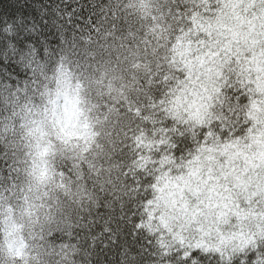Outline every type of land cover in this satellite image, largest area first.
Returning <instances> with one entry per match:
<instances>
[{
	"label": "snow or ice",
	"instance_id": "snow-or-ice-1",
	"mask_svg": "<svg viewBox=\"0 0 264 264\" xmlns=\"http://www.w3.org/2000/svg\"><path fill=\"white\" fill-rule=\"evenodd\" d=\"M95 14L91 0L0 8V74L19 90L13 58L55 55ZM169 16L155 94L130 109L82 240L93 264H264V0H177Z\"/></svg>",
	"mask_w": 264,
	"mask_h": 264
},
{
	"label": "trees",
	"instance_id": "trees-1",
	"mask_svg": "<svg viewBox=\"0 0 264 264\" xmlns=\"http://www.w3.org/2000/svg\"><path fill=\"white\" fill-rule=\"evenodd\" d=\"M177 0H91L95 23L59 38L53 56L32 64L13 58L24 77L19 90L14 78L0 74V208L23 202L30 189L27 160L14 147L24 107L40 103L41 90L63 74L81 83L89 101L91 125L104 135L103 144H92L84 133L68 136L79 156L56 167L57 186H70L59 210L32 237L19 242L0 237V264H93L83 240L85 219L95 214L111 196L116 163L130 109L142 107L155 94L165 30L171 25L169 9ZM44 0H0L12 11ZM17 22L19 18L17 17ZM89 118L82 127L88 129ZM47 151V149H45ZM80 233V236H77ZM43 253V259H38Z\"/></svg>",
	"mask_w": 264,
	"mask_h": 264
},
{
	"label": "clouds",
	"instance_id": "clouds-1",
	"mask_svg": "<svg viewBox=\"0 0 264 264\" xmlns=\"http://www.w3.org/2000/svg\"><path fill=\"white\" fill-rule=\"evenodd\" d=\"M84 92L81 83L63 74L42 88L40 103L18 113L20 124L13 146L25 154L30 192L23 202L0 208V237L17 242L30 238L59 210L61 197L68 196L71 189L68 185L63 189L57 186L55 169L79 156V151L72 148L75 141L63 143L68 136L84 133L92 144H103V133L91 125ZM85 118H89L88 129L82 127ZM37 258L42 260L43 253Z\"/></svg>",
	"mask_w": 264,
	"mask_h": 264
}]
</instances>
